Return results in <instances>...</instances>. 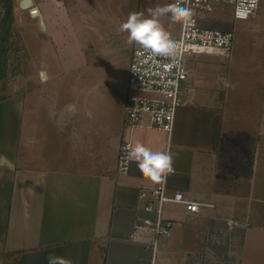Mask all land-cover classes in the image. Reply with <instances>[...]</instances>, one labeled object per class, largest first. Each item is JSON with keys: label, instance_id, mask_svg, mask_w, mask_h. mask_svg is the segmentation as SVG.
Returning a JSON list of instances; mask_svg holds the SVG:
<instances>
[{"label": "crops", "instance_id": "0c3cea01", "mask_svg": "<svg viewBox=\"0 0 264 264\" xmlns=\"http://www.w3.org/2000/svg\"><path fill=\"white\" fill-rule=\"evenodd\" d=\"M9 3L23 64L16 97L0 99V264H48L50 255L71 264H264V0L250 18L214 25L235 31L228 54L189 57L187 102L171 132L125 125L136 45L117 26L174 0H0ZM164 23L180 34L181 23ZM124 141L170 150L169 190L214 203L198 213L170 204L176 223L157 253L130 237L140 190L157 182L135 161L118 170Z\"/></svg>", "mask_w": 264, "mask_h": 264}, {"label": "built area", "instance_id": "2783aa9c", "mask_svg": "<svg viewBox=\"0 0 264 264\" xmlns=\"http://www.w3.org/2000/svg\"><path fill=\"white\" fill-rule=\"evenodd\" d=\"M178 0H174L177 3ZM261 0L247 19L254 15ZM222 4L233 7L236 20V6L226 0H193L194 23L185 27L181 24V32L173 37L184 46L182 55L173 62L170 59L157 57L149 59L148 54L139 46L133 48L127 77L125 97V125L128 127H154L171 132L174 129L179 107L187 102V89L193 75L189 57L201 52L228 54L235 40L233 29H222L210 26L206 21L212 17L215 8ZM31 13L38 9L31 8ZM130 141L120 144L117 167L120 172H127L130 161L125 151ZM175 172H176V167ZM167 176L154 185H144L140 190L142 199L141 212L130 232L133 240L144 241L155 253L160 248L162 239L168 236L174 226L175 219L167 216L170 204H181L189 213H198L214 203L206 199L189 197L182 190L170 191Z\"/></svg>", "mask_w": 264, "mask_h": 264}, {"label": "clouds", "instance_id": "9594fccd", "mask_svg": "<svg viewBox=\"0 0 264 264\" xmlns=\"http://www.w3.org/2000/svg\"><path fill=\"white\" fill-rule=\"evenodd\" d=\"M236 6V16L247 19L248 15L259 4V0H226ZM199 4V0H195ZM193 0H178L177 3L157 5L146 10L130 13L126 20L121 22L117 31L127 33V44L137 45L143 49L149 59L157 57L170 59L175 62L183 53V44L173 38L165 27L164 20L170 23H181L185 27L194 23ZM43 73L41 76L43 77ZM75 110V105L68 106ZM125 151L126 159L135 161L140 172L154 182H161L169 175L175 174L174 156L170 150H153L137 141L128 144ZM48 264H71V261L62 256L50 255Z\"/></svg>", "mask_w": 264, "mask_h": 264}, {"label": "rangeland", "instance_id": "374dc122", "mask_svg": "<svg viewBox=\"0 0 264 264\" xmlns=\"http://www.w3.org/2000/svg\"><path fill=\"white\" fill-rule=\"evenodd\" d=\"M5 11L6 8L0 6V98L16 97L19 76L22 74L21 66L23 64L20 58L21 56H19V53L23 55V45L19 36L17 15L12 13L8 19L5 18ZM226 22H234L233 7L230 4L217 6L212 13V17L206 21V24L210 26H221L222 23ZM8 23L10 27L5 37L4 27ZM114 36V41L119 43L121 39L120 35ZM193 64L195 68L198 65L196 62ZM204 65H210V63H204ZM236 261H238V258H236Z\"/></svg>", "mask_w": 264, "mask_h": 264}, {"label": "trees", "instance_id": "16d2710c", "mask_svg": "<svg viewBox=\"0 0 264 264\" xmlns=\"http://www.w3.org/2000/svg\"><path fill=\"white\" fill-rule=\"evenodd\" d=\"M12 10H11V4L9 3L8 4V6H7V8H6V11H5V18H10V16L12 15ZM6 20V19H5ZM9 24V23H8ZM5 25V30H4V34H5V37H6V34H7V30H8V28L10 27V24L9 25ZM7 28V29H6ZM3 37H4V35H3ZM1 99V98H0Z\"/></svg>", "mask_w": 264, "mask_h": 264}]
</instances>
